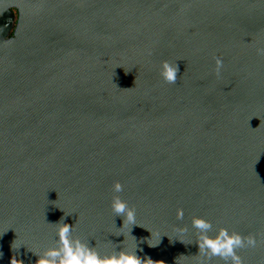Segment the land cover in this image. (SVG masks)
<instances>
[{"label": "water", "instance_id": "95a60500", "mask_svg": "<svg viewBox=\"0 0 264 264\" xmlns=\"http://www.w3.org/2000/svg\"><path fill=\"white\" fill-rule=\"evenodd\" d=\"M258 48L264 0H0V264H36L57 222L101 255L225 264L199 255L194 216L255 236L238 255L264 264Z\"/></svg>", "mask_w": 264, "mask_h": 264}, {"label": "clouds", "instance_id": "9594fccd", "mask_svg": "<svg viewBox=\"0 0 264 264\" xmlns=\"http://www.w3.org/2000/svg\"><path fill=\"white\" fill-rule=\"evenodd\" d=\"M257 54L264 56V48H258ZM222 68V58L215 57L213 74L217 78L221 76ZM178 71L176 62L173 64L168 61H161L158 74L165 83L174 85L177 82ZM112 191L114 193L122 192L123 185L119 181H114ZM110 208L114 216L123 218V224L120 228L127 224L130 232L131 226L137 225L135 208L130 207L120 196L113 195ZM183 217V209L177 208V220H182ZM191 225L199 233L196 242L199 249L198 253L207 260L219 257L225 264H243L242 258L238 255V250L255 248L258 244L256 237L251 234L241 236L235 232L229 233L224 228H220L214 236H209L208 233L212 232L213 226L209 221L201 217H192ZM73 227L63 222L55 223L57 236L55 247L47 248L41 253H34L38 256L36 264H152L153 262L151 259L142 260L135 254V251L127 252L121 250L101 255L96 251V247H89L79 237L73 236ZM177 230L183 233L187 231V228L182 227ZM10 264H21V262L13 257Z\"/></svg>", "mask_w": 264, "mask_h": 264}, {"label": "trees", "instance_id": "16d2710c", "mask_svg": "<svg viewBox=\"0 0 264 264\" xmlns=\"http://www.w3.org/2000/svg\"><path fill=\"white\" fill-rule=\"evenodd\" d=\"M14 11V13H16V10H13Z\"/></svg>", "mask_w": 264, "mask_h": 264}]
</instances>
